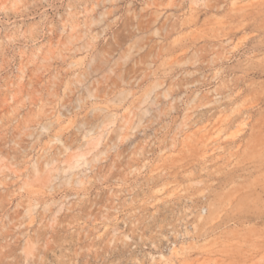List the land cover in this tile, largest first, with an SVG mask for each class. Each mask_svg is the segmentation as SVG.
Returning <instances> with one entry per match:
<instances>
[{
    "label": "rangeland",
    "instance_id": "obj_1",
    "mask_svg": "<svg viewBox=\"0 0 264 264\" xmlns=\"http://www.w3.org/2000/svg\"><path fill=\"white\" fill-rule=\"evenodd\" d=\"M0 264H264V0H0Z\"/></svg>",
    "mask_w": 264,
    "mask_h": 264
}]
</instances>
